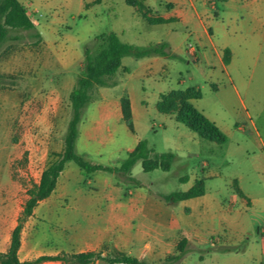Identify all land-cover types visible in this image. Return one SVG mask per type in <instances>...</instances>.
Returning a JSON list of instances; mask_svg holds the SVG:
<instances>
[{
  "label": "rangeland",
  "instance_id": "1",
  "mask_svg": "<svg viewBox=\"0 0 264 264\" xmlns=\"http://www.w3.org/2000/svg\"><path fill=\"white\" fill-rule=\"evenodd\" d=\"M26 1L38 19L32 16L38 21L35 29L52 43L49 48L22 29H10L0 41V251L8 247L28 188L61 148L68 96L84 49L95 52L100 44L88 37L110 29L138 46L163 42L167 54L153 62L124 56L122 65L129 71L118 70L113 86L94 88V99L81 112L76 152L91 162L118 166L127 148L145 139L152 153L172 152L174 158L169 170L151 171H143L137 160L127 175L138 185L113 172L86 174L67 161L56 184V194L65 187L66 196L56 207L40 205L34 216L40 218L35 233L41 249L54 251L62 240L92 232L125 238L139 249L144 235L151 240L156 231L165 236L170 253L155 264H264V255L253 260L264 250V0H195V9L180 8V17L167 23H149L140 15L147 13V4L153 8L150 16L162 15L166 7H159L158 0H136V9L124 0H105L88 9L83 2L90 0ZM204 31L212 34L222 57V47L230 49L224 67ZM187 87L199 88L200 98L189 101L220 129L223 143L200 137L158 108L160 93ZM124 91L132 100L133 131L112 107ZM201 176L206 193L220 205L210 208L195 230L203 241L194 240L195 248L185 244L176 260L171 254L181 239L179 217L189 213L182 207L191 200L172 202L165 195L186 190ZM156 206L172 212L166 226L155 219ZM229 226L233 238L227 239Z\"/></svg>",
  "mask_w": 264,
  "mask_h": 264
},
{
  "label": "trees",
  "instance_id": "2",
  "mask_svg": "<svg viewBox=\"0 0 264 264\" xmlns=\"http://www.w3.org/2000/svg\"><path fill=\"white\" fill-rule=\"evenodd\" d=\"M127 4L135 6L136 0H125ZM136 9V8H135ZM146 11H140V15L149 23H163L166 19L159 16L149 15L150 9L146 6ZM10 29L31 30L32 35L41 40L40 33L35 29V25L28 15L26 7L18 0H0V41L8 34ZM100 44L95 52L89 48L84 49V57L81 61L80 73L77 75L75 83L69 93L70 115L62 138L61 149L53 152L55 159L41 171L37 182L33 183L27 190L23 208L17 222L11 229L8 247L5 251H0V264H38L44 260H60L66 264H87L96 259L103 260L105 264H149L144 259L119 250H112L102 254V250L62 252L56 255H40L26 261L18 259V249L20 246V233L25 220L32 214L33 208L38 201L48 197L54 190L57 178L67 161H73L84 173L91 174L96 170L113 172L117 175L125 176V179L133 181L136 185L139 181L128 176L133 164L141 161L143 171L153 169L169 170L174 158L172 152L152 153L145 139H140L134 148L127 153V156L118 166H109L87 160L83 155L76 152L75 140L78 135V124L81 119L82 109L94 99V88L98 86H113L117 83L114 75L118 70L128 71L122 65V58L130 55L141 58L151 55H166L165 44H149L138 46L123 42L119 36L113 32H104L95 36ZM230 59V50L223 49L222 60L227 63ZM200 90L197 87H187L184 90H170L160 93L158 108L164 112L174 115L177 121L185 124L189 129L198 133L204 139L223 143L224 134L220 129L203 115L190 99L200 98ZM121 109V119L126 126L133 131V121L129 96L124 91L119 96ZM185 180L186 177H180ZM205 191V180L203 177L194 180L193 184L183 191H173L165 195V198L175 202L202 195ZM238 193H241L237 190ZM186 239L181 238L177 243L178 253L171 258L180 257L183 252Z\"/></svg>",
  "mask_w": 264,
  "mask_h": 264
},
{
  "label": "crops",
  "instance_id": "3",
  "mask_svg": "<svg viewBox=\"0 0 264 264\" xmlns=\"http://www.w3.org/2000/svg\"><path fill=\"white\" fill-rule=\"evenodd\" d=\"M18 1L21 2L26 7L30 19L32 20V22L36 26L38 24V21H37V23H35L33 21L34 19L32 18V16L35 17V15H33L32 11H29V9L27 7V6H29L30 3H27L26 0H24V1L18 0ZM103 1H105V0H90L87 2H83V7L85 9H88V8H91L92 5L100 4ZM144 1L146 2V0H144ZM158 1H159V3H158L159 7H162V6L166 7L165 12L162 15H159V17L167 20L166 22H163V23H167V22L171 21L172 17H176V19H178L180 17V15H177V14L179 12L178 9H180V8H185L187 6H190V7L195 9V6H194L195 0H158ZM210 1L214 2L217 0H210ZM218 1L225 4V3H229L230 1H233V0H218ZM32 2L33 1H31V3ZM125 3H126V1H125ZM167 4L171 5V7L169 9H167ZM127 5H129V4H127ZM129 6H132V5H129ZM146 6L150 9V12H152L153 8L149 4H147ZM262 6H263V4H262ZM132 7L135 8V6H132ZM213 7L215 8L214 3H213ZM176 9H177V11H175ZM34 10L35 9H33V11ZM179 14H181V16L185 15L184 11L180 12ZM110 31H111L110 29H107L106 31H103L101 33L110 32ZM101 33L90 35L88 38L93 39V38H95L96 35L101 34ZM204 33L206 34L207 38L209 39L211 45H213L212 38H211L212 34H208L206 31H204ZM40 35H41V33H40ZM41 38H42V35H41ZM42 40L47 47H49V45H51L50 43H52L50 40L46 41L43 38H42ZM160 43H163V42H159L156 44H160ZM212 48L214 50L215 55L217 56V59L221 62L222 67H224V62L222 60V54L220 53V51H218V49L214 45ZM222 48L224 49V48H228V47L223 46ZM161 56L162 55H151V56H145V57H151V59H152L151 61L153 62V61H158V58ZM230 56H231V51H230ZM128 71H129V69H128ZM129 100H130V106H131V113L133 115V106H132V100L130 97H129ZM112 107L116 108L117 111H120V115H121L119 97L117 98V101H115L113 103ZM76 141L77 140H75V143H76ZM137 141L135 143H133L130 147L127 148L128 152L134 148ZM201 177H203L204 180H206L205 176H201ZM56 189L57 188L55 186L54 190L50 193V195L48 197L38 201L36 206L33 208L32 214L24 222L23 227L21 229V233H20V246H19V249L17 252L18 259L20 261L30 260V259L35 258V257L40 256V255H56V254H59L62 252L71 253V252H81V251L102 250V254H104L105 252H109L112 250H119V251H123V252L128 253V254L134 255L140 259H148L147 262L149 264H155L153 262H155L159 259L161 260L167 253H170V250L167 248L165 236L162 235L161 232L157 233L155 231V229H154V231H155L154 235L150 234V236L153 235L151 240L145 239L147 237V235H144L143 244L141 247H139V249H132L131 244H128L125 242L126 241L125 238H118L116 240L105 239L102 236L96 235L94 232H92L91 234H83V235L74 236V237L70 238L69 240L64 239L61 241L62 243L59 244V247L54 251H48V252L43 251L40 247L41 241L36 236V233H35V226L37 224V221L40 218L36 219L35 215H36L37 210L40 207V205H46V208L50 209V208H53V206L56 207L57 203L62 198L64 199V196H66V194H67V190L65 189V187H61L57 194H56ZM237 190H239L241 192V190L239 188H237L236 191ZM237 194L240 197H242L243 199H245L244 201L247 205L249 204V201L246 200V197L242 192L238 193V191H237ZM52 198H53V200H52ZM185 200H188V199H185ZM189 200H191V203L185 202L183 207H182V208H184V207L188 208L189 213L186 215H183L181 213V215L179 217V228L177 229L176 232L181 236V238L186 239V244L188 246L195 248V243H193L194 240L203 241V239H201L197 235V233H195L196 232L195 230H196L198 224L201 223L202 221L207 220L206 218H207V215H208L210 208H212L214 206H219L220 201L215 196L208 195L206 193V190L204 191V193L202 195H199V196L193 197V198H189ZM154 208H155L154 209V212H155L154 215H157V214L159 215V217L155 218L157 220L158 224L161 225V227L166 226L168 224V219H169L168 215H172V212L168 211L167 208H162L161 206H158V207L156 206ZM162 215L165 217H163ZM231 226H232V224H231ZM229 232H230V234L228 235L227 239L230 237L233 238V234H232L233 230L230 226H229ZM260 236L262 238H264V226H263V229H260ZM69 243H71V244H69ZM65 244H67V245L69 244V245L67 246ZM177 253H178V251L174 252L171 255H175ZM262 255H264L263 249L260 251V254L257 257L253 258V260L257 261V259L260 258ZM179 258L180 257L176 258V260ZM167 259L169 260L170 258H166V260ZM38 264H66V263H64L60 260H44V261L39 262ZM87 264H105V262L103 260L96 259V260L89 262Z\"/></svg>",
  "mask_w": 264,
  "mask_h": 264
},
{
  "label": "built area",
  "instance_id": "4",
  "mask_svg": "<svg viewBox=\"0 0 264 264\" xmlns=\"http://www.w3.org/2000/svg\"><path fill=\"white\" fill-rule=\"evenodd\" d=\"M188 51L193 53L194 57H196V47L192 43L188 44Z\"/></svg>",
  "mask_w": 264,
  "mask_h": 264
}]
</instances>
